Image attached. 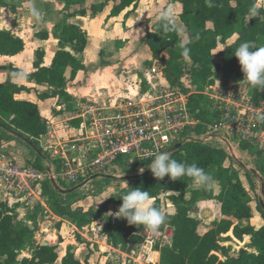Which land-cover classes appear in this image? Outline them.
<instances>
[{
    "label": "trees",
    "instance_id": "1",
    "mask_svg": "<svg viewBox=\"0 0 264 264\" xmlns=\"http://www.w3.org/2000/svg\"><path fill=\"white\" fill-rule=\"evenodd\" d=\"M15 1L17 0H0V8H7L15 14L13 4ZM55 1L63 5L62 12L65 18L85 17L87 14L94 17L108 3L112 4L110 17H116L127 8L132 7L134 10L137 3V0H100L96 3H89L88 0ZM172 2L178 7L177 18L184 31L165 32L156 21L142 40L151 54V62H147L145 66L151 67L152 62L161 64L162 74L172 87L179 86L180 78L186 75L193 91L188 99V110L195 117L208 122L201 108L205 103L201 93L214 83L219 73L225 80L242 82L243 73L233 55L242 41H254L257 46L264 45V20L249 19V9L253 5L262 12L264 8L259 6L258 0H172ZM52 34L58 41L59 49L49 67H40L42 51H36L33 63L36 70L29 75L11 66H0V71H5L7 75V79L0 83V124L20 133L39 149L38 140L46 133V124L41 120L34 103L15 99V95L25 89L13 84L11 80L26 77L36 85L45 84L53 91L51 94L39 95L40 99L58 96L59 103H65L71 101L64 92L67 81L72 80L76 73L84 68L77 55L81 54L86 46L85 32L63 21L55 25ZM36 36L46 39L48 33L39 32ZM233 36H237L235 42L225 45ZM181 43L190 48L188 59H184L180 54ZM219 44L225 46L220 53H216L220 63H215L213 52ZM23 48L24 44L20 38L13 36L9 30L0 29V56H15L22 52ZM66 48L70 51H66ZM67 71L68 78L65 76ZM142 88L144 91V86ZM247 88L255 101L262 99L263 91L248 85ZM199 129L202 130L201 127ZM242 148L245 149L246 146L243 145ZM252 153L256 157L255 169L264 184V150H253ZM43 155L47 157L46 154ZM172 158L188 164L194 163L205 169L214 177L219 193L214 195L211 188H197L187 177L173 181L166 176L158 181L151 172L128 182L131 188L142 187L143 190L149 191L154 205L160 210V194L171 193L167 200L174 207V213H163L167 220L157 230L162 233L166 228H170L171 240L169 245L155 247L159 253V264H264V225L254 229L250 225L241 227L234 224V221L251 219L252 208L249 194L239 179L238 171L223 165L229 158L226 152L199 142H190L173 153ZM118 162L127 165L120 158ZM49 165L55 173L61 168L58 160L49 161ZM133 167L139 170V167L136 168L134 165ZM247 181L251 184L249 179ZM59 185L63 189L74 187L63 186L61 183ZM41 188L42 198L50 212L58 218L71 221L76 228L85 227L94 222L98 215L104 214L101 232L108 246L129 255L144 243L145 236L142 234L141 225H129L125 219L106 216L108 212L115 213L119 210L122 204L119 199L128 191V187L116 192L99 208H89L86 211L80 207H73L74 202L70 199V194L59 193L50 181L44 182ZM200 201H214L219 206L221 216L220 220L212 222L202 233L200 231L202 221L190 216ZM108 207H111L112 211L107 209ZM38 210L29 213L28 218L22 220L7 205L0 202V264H57L58 261V264H82L76 258L72 247H67L65 254L59 259L57 246H40L33 243ZM258 212L264 219V211L259 203ZM230 230L237 240L248 237L254 252L242 250L236 256L221 261L216 255L219 248L218 238ZM23 250H28L30 257L18 261V253Z\"/></svg>",
    "mask_w": 264,
    "mask_h": 264
},
{
    "label": "crops",
    "instance_id": "2",
    "mask_svg": "<svg viewBox=\"0 0 264 264\" xmlns=\"http://www.w3.org/2000/svg\"><path fill=\"white\" fill-rule=\"evenodd\" d=\"M98 1L100 0H88L89 3ZM29 3L30 0L15 1V14H12L7 8H0V29L9 30L13 36L20 38L24 44L23 51L19 54L11 57L0 56V66H11L22 71L25 75H29L36 70L33 64L36 51L43 52L40 67L51 65L59 49L58 41L52 34L55 25L65 21L67 24L77 26L85 32L86 46L83 52L77 55L84 68L78 71L72 80H68L64 87V92L71 98L70 102L59 103L58 96L40 99L39 95L51 94L53 89L45 84L36 85L35 82L28 80L26 77L13 78L11 82L25 89L16 94L15 99L34 103L39 110L41 120L46 124V133L38 140L40 149L46 147L49 139L56 144H72L73 141L79 140V143L74 144V150L68 149V156L78 163H86L90 154L88 152L85 154V151L87 147L90 148V145L87 141L81 142V121L74 117L80 105L85 102H93L99 105L112 106L125 99L140 102L148 96H153L151 94L157 85H169L163 75H152L150 73V69L155 65V62H152L151 67L145 66L147 62H151V54L148 47L142 43V40L156 22L154 9H164L169 4L174 5L175 18L181 25L177 18L178 7L172 0H137L134 10H132V7L127 8L116 17H110L112 4L108 3L94 17L87 14L85 17L65 18L62 12L63 5L58 1L35 0L36 6L44 13L45 21L43 24H37L29 15L27 7ZM259 6L264 8L263 4ZM2 23L8 24L2 26ZM34 24H37L36 28L33 26ZM181 27L183 28L182 25ZM39 32H47L48 37L46 39L38 38L36 34ZM227 41L225 45H227ZM66 51L69 52V48H66ZM221 51H218V53ZM65 76L69 77V71L66 72ZM6 79V72L0 71V83H3ZM143 86L144 91L142 90ZM71 132L74 133V137L70 135ZM28 148L22 141L0 128V151L9 153L18 165L23 166L30 161L41 162V165L44 166L47 164L46 159L40 158L39 161ZM252 151H246L242 147L233 149V155L229 158L232 161L237 160L244 167H246L244 161L252 163L255 168L256 157ZM229 158L224 162V167H226L225 163H229ZM98 180H93L89 184ZM113 182H118L120 185L128 183L116 178L113 179ZM89 184L73 193L79 194L87 190ZM123 188L125 187L121 189ZM213 193L217 195L219 191ZM70 199L76 200L75 197ZM213 202L200 201L196 204V207L209 205ZM44 206L38 208V212L43 209L45 221L37 217V212L33 240L36 244L44 235H50L52 241L48 246L59 248V252H62L61 255L58 252L59 259L65 254L67 247H72L76 258L82 264H106V262L111 264H139L138 262L141 261H145V264H159V253L156 249H149L148 253L143 251L137 253L139 249L148 248V240H145L143 244L127 255L107 245L101 232L102 223L95 220L85 227L76 228L71 221L56 217L46 205ZM83 210L86 211L87 209ZM173 213L174 208L166 214ZM194 214L192 213L190 216L196 218ZM207 214L208 219H211L213 214L210 211L204 213V215ZM220 219L221 216L217 220H212V222ZM54 222L57 223V228L52 227ZM90 227H93L96 233L87 235L86 232ZM68 229L74 231L79 238L67 237L65 232ZM169 238L171 240L170 235ZM118 256H120L121 262L118 261ZM29 257V251L23 250L18 253L17 260Z\"/></svg>",
    "mask_w": 264,
    "mask_h": 264
},
{
    "label": "built area",
    "instance_id": "3",
    "mask_svg": "<svg viewBox=\"0 0 264 264\" xmlns=\"http://www.w3.org/2000/svg\"><path fill=\"white\" fill-rule=\"evenodd\" d=\"M150 73L162 76L161 64L155 62ZM192 94L190 80L183 75L179 86L159 84L153 96L140 102L125 99L112 106L83 103L74 117L81 121V142L90 145L85 151L90 154L88 162L81 164L68 156V149L74 150L79 140L56 144L49 139L46 147L40 149L47 155L45 166L34 161L20 166L9 153L0 151V202L26 220L29 213L45 207L41 187L51 178L74 187L83 182L88 185L92 176L108 175L119 158L139 170L147 169L154 153L168 151L180 143L199 142L224 149L228 157H232L233 149L243 145L246 151L264 150V121L259 119L264 115V91L262 99L255 101L246 84L225 80L219 73L201 93L205 99L201 108L208 122L189 112L188 99ZM54 160L61 163L57 173L49 165ZM90 233H96L93 227L86 232ZM157 233L169 237L171 229ZM51 241L46 234L36 244L48 246Z\"/></svg>",
    "mask_w": 264,
    "mask_h": 264
},
{
    "label": "clouds",
    "instance_id": "4",
    "mask_svg": "<svg viewBox=\"0 0 264 264\" xmlns=\"http://www.w3.org/2000/svg\"><path fill=\"white\" fill-rule=\"evenodd\" d=\"M28 12L33 21L43 24L44 13L36 6L35 0H30ZM155 20L165 32H180L184 29L177 22L174 13V5L169 4L166 8L154 9ZM264 20V12L255 5L249 9V19ZM181 56L184 59L190 57V48L181 43ZM239 62L243 73L242 82L254 89L264 91V45L257 46L254 41H242L236 47L234 55ZM22 75V73H21ZM259 119L264 121V115ZM154 178L158 181L166 176L173 181H180L181 178H190L193 185L200 189H209L216 182L214 177L196 164H188L172 158L168 151H160L153 154V159L147 167ZM141 172L143 169L140 170ZM121 197L122 204L115 213L108 212L106 216H115L125 219L129 225L144 226L151 232H156L163 225L167 217L153 203V197L149 191L142 187L131 188ZM177 196L179 193H174Z\"/></svg>",
    "mask_w": 264,
    "mask_h": 264
},
{
    "label": "rangeland",
    "instance_id": "5",
    "mask_svg": "<svg viewBox=\"0 0 264 264\" xmlns=\"http://www.w3.org/2000/svg\"><path fill=\"white\" fill-rule=\"evenodd\" d=\"M258 3H259V5H262V4L264 5V0H258ZM9 4H11V2ZM2 20H4V19L2 18ZM7 24L8 23H2V26H7ZM33 26L36 28L37 24H34ZM236 39H237V36H233L232 38H230L227 41V45L232 44L233 42H235ZM223 48H224V45L219 44L217 46L215 53H218V51L223 50ZM214 61H215V63L220 62L217 54H215V56H214ZM153 94H154V92L151 95H153ZM70 135L72 137L75 136L74 133H72V132L70 133ZM29 151H31V154L33 156L35 155L39 159V161L41 160L40 157H38L32 150L29 149ZM229 160H230V158H229ZM35 163L41 166V162L37 163L35 161ZM244 163L246 164V167H244L245 169H243L240 166V164L237 160L236 161L230 160L229 163H225L226 167L229 166V167L238 171L239 179H240L243 187L245 188V190L249 194L250 206L252 208L251 219L245 220V221H240V222L234 221V224H238L241 227L250 225L254 229H259L260 227H262L264 225V219H263L262 215L260 214V212H258V198L263 196L261 194V185H260V181L258 180V178H256L254 175H252L250 173L249 174L246 173L250 169L255 170L254 164L246 162V161H244ZM115 165L116 166L114 168L110 169V172L108 173V175H111V176L115 177L116 179H120L121 177H124V176L141 174V173H144L148 169V168L143 169V171L141 172L138 169L136 170L131 165L124 166L123 164H120L118 161L115 162ZM247 179L250 180L251 184L248 183ZM104 180L105 179H99L97 182L89 184V186L87 187V190H84V191L80 192L79 194L78 193L70 194L69 195L70 198L75 197V199H76L75 201L72 200V202H74L73 207H80L82 209H89V208L97 209L101 205H103L114 193L119 191V189H121L122 187H127L126 184L120 185L118 182H113V181H107L106 182ZM109 180H111V179H109ZM60 183L63 186L70 185L67 182H60ZM56 184L60 188H62L59 185V183H56ZM127 184L129 185V183H127ZM251 186H252V188H251ZM111 187H113V188H111ZM108 188H110V189H108ZM211 189L213 192H216V193L219 191V187H218L216 182L211 186ZM169 195H171V194L170 193H161L159 196V198L161 200V211L163 213H168L169 211H171L174 208L169 203V201L167 200ZM218 207L219 206L217 204H215V202L210 203L209 205L205 204V205H201L200 207L199 206L196 207L195 212H194L195 213L194 216L197 219L199 218L202 221V227L200 230L201 233L204 232L205 230H207L211 226L212 220L219 219L220 216H219V212H218ZM107 209H110V211H112L111 207H108ZM208 211H210L213 214L211 219H208V214L204 215V213H208ZM44 216H45V213L42 209L38 212L37 217L40 218L42 221H45ZM104 217H105L104 214H100L96 217V221H98L99 223H102V221L104 220ZM52 227L57 228V223L54 222V224H52ZM141 231H142V234L145 236V240H148L149 246L146 249L145 248L142 250L139 249L137 251V253L142 252V251L144 253H148L149 249L154 250L155 247H157V246H163V245H169L170 244V238L166 235H165V237L159 236L157 233L147 230L142 225H141ZM65 233H66L65 235L69 238L70 237H72L74 239L79 238V236L74 231L72 232L70 229L66 230ZM34 242L35 241L33 240V243ZM218 245H219V248L216 252V255L219 257V259L221 261H225V259L228 257L236 256L242 250H245L248 253L254 252V250L252 249V247L249 243L248 237H243L242 240H237L233 237L231 230L228 233L223 234L218 238ZM59 254L61 255L62 252L60 251ZM117 259L119 262H121L120 256H118ZM58 263H59V261L57 262V264ZM138 263L139 264H141V263L145 264L146 262L141 261Z\"/></svg>",
    "mask_w": 264,
    "mask_h": 264
},
{
    "label": "water",
    "instance_id": "6",
    "mask_svg": "<svg viewBox=\"0 0 264 264\" xmlns=\"http://www.w3.org/2000/svg\"><path fill=\"white\" fill-rule=\"evenodd\" d=\"M0 128L3 129L4 131L10 133L12 136H14L15 138L19 139L20 141H22L25 145H27L38 157H40L41 159H46V157L43 155V153L41 152V150L39 148H37L36 146H34L31 142L27 141L20 133H17L11 129H8L6 127H4L2 124H0ZM183 147V144H176L173 147H171L168 152L171 153V155L175 152H177L178 150H180ZM243 168L244 166L242 164H240ZM50 172V171H49ZM150 169L148 168L144 173L141 174H137V175H130V176H124L121 177L119 180L122 182H129V181H134L137 180L145 175H147L148 173H150ZM248 173L257 176L259 178L260 181V185H261V194L264 195V184L262 182V178L259 177L258 173L256 170L254 169H250L248 171ZM96 179H105V180H109V179H115V177L111 176V175H107V174H98V175H94L92 176L89 181H93ZM50 183L51 185L54 187V189L56 191H58L61 194H71L73 192H75L76 190L84 187L86 185L87 182H83L73 188L70 189H62L60 188L56 182L54 181V179H50ZM258 203L261 207V209L264 211V197H260L258 198Z\"/></svg>",
    "mask_w": 264,
    "mask_h": 264
}]
</instances>
